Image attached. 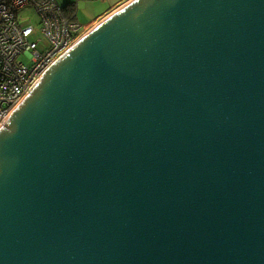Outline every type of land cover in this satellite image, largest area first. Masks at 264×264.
<instances>
[{"label":"water","instance_id":"1","mask_svg":"<svg viewBox=\"0 0 264 264\" xmlns=\"http://www.w3.org/2000/svg\"><path fill=\"white\" fill-rule=\"evenodd\" d=\"M0 264H264V0H128L0 123Z\"/></svg>","mask_w":264,"mask_h":264},{"label":"built area","instance_id":"2","mask_svg":"<svg viewBox=\"0 0 264 264\" xmlns=\"http://www.w3.org/2000/svg\"><path fill=\"white\" fill-rule=\"evenodd\" d=\"M62 0H0V123L38 78L87 29L70 20ZM67 3V2H66ZM31 6L37 27L22 24L21 11ZM37 30L41 37L33 38Z\"/></svg>","mask_w":264,"mask_h":264},{"label":"rangeland","instance_id":"3","mask_svg":"<svg viewBox=\"0 0 264 264\" xmlns=\"http://www.w3.org/2000/svg\"><path fill=\"white\" fill-rule=\"evenodd\" d=\"M68 1H74L77 3L81 2V0H62L61 2L66 3ZM107 6H108L107 2L104 3V1L92 0V7L90 9V13H103L106 10V8H108ZM77 11L79 14V15L77 14L78 20L82 24H84L85 26H88L89 24L86 23L85 19L83 18L84 9L81 10L80 5L78 7V4H77ZM20 15L22 16V20H24L22 24H26L28 22V23L35 25L37 27L39 17L37 15L36 11L31 6L25 7L21 11ZM41 36H42V34L37 30V33H35V35H33V38H38Z\"/></svg>","mask_w":264,"mask_h":264},{"label":"crops","instance_id":"4","mask_svg":"<svg viewBox=\"0 0 264 264\" xmlns=\"http://www.w3.org/2000/svg\"><path fill=\"white\" fill-rule=\"evenodd\" d=\"M100 1H104V3L107 2V5H108L107 6L108 8H106V10L103 13H90V9L92 7V0H81L80 3H77L78 7L80 5L81 10L84 9L83 18L85 19L86 23L89 24L88 26H85L83 24L86 27V29H89L91 26L97 23V21H99L102 17H104L109 12H111L113 9L119 7L120 5H122L128 0H100ZM77 14H78V11H77Z\"/></svg>","mask_w":264,"mask_h":264},{"label":"trees","instance_id":"5","mask_svg":"<svg viewBox=\"0 0 264 264\" xmlns=\"http://www.w3.org/2000/svg\"><path fill=\"white\" fill-rule=\"evenodd\" d=\"M64 10H65V13H66V16L68 17V19L74 20V21L75 20L79 21L77 18V2L68 1L67 3H65Z\"/></svg>","mask_w":264,"mask_h":264}]
</instances>
